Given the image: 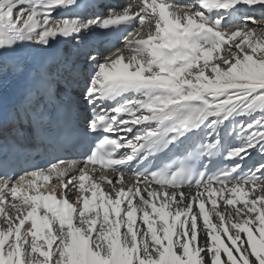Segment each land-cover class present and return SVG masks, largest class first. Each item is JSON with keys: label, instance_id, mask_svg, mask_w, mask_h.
<instances>
[{"label": "snow or ice", "instance_id": "6c2138e0", "mask_svg": "<svg viewBox=\"0 0 264 264\" xmlns=\"http://www.w3.org/2000/svg\"><path fill=\"white\" fill-rule=\"evenodd\" d=\"M0 264H264V0H0Z\"/></svg>", "mask_w": 264, "mask_h": 264}, {"label": "bare ground", "instance_id": "6f19581e", "mask_svg": "<svg viewBox=\"0 0 264 264\" xmlns=\"http://www.w3.org/2000/svg\"><path fill=\"white\" fill-rule=\"evenodd\" d=\"M185 1V2H184ZM183 2H178L177 0H176V2L177 3H181V4H184V3H189L190 2V0H184ZM128 2H130V0H122V1H120L119 2V4H117L115 7L117 8V9H119V8H121V7H123L126 3H128ZM108 42H105V43H103V49H101V51L102 52H104V54L105 55H109L110 54V52H109V50H108V48L106 47V44H107ZM117 47H122V43H120ZM125 55H127V53H125ZM184 191H187V189H185Z\"/></svg>", "mask_w": 264, "mask_h": 264}, {"label": "rangeland", "instance_id": "374dc122", "mask_svg": "<svg viewBox=\"0 0 264 264\" xmlns=\"http://www.w3.org/2000/svg\"><path fill=\"white\" fill-rule=\"evenodd\" d=\"M184 4H186V3H184Z\"/></svg>", "mask_w": 264, "mask_h": 264}]
</instances>
